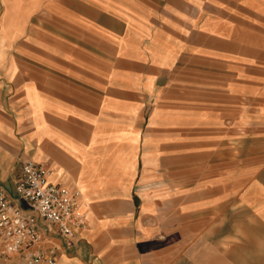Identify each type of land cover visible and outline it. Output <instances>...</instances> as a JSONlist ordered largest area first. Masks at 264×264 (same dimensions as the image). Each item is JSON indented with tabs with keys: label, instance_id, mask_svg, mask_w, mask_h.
Listing matches in <instances>:
<instances>
[{
	"label": "crops",
	"instance_id": "crops-1",
	"mask_svg": "<svg viewBox=\"0 0 264 264\" xmlns=\"http://www.w3.org/2000/svg\"><path fill=\"white\" fill-rule=\"evenodd\" d=\"M28 159L82 191L57 264H264V0H0L11 199Z\"/></svg>",
	"mask_w": 264,
	"mask_h": 264
},
{
	"label": "built area",
	"instance_id": "built-area-1",
	"mask_svg": "<svg viewBox=\"0 0 264 264\" xmlns=\"http://www.w3.org/2000/svg\"><path fill=\"white\" fill-rule=\"evenodd\" d=\"M48 171L28 159L15 183L16 200L0 188V243L4 252L21 254L25 264H57L55 250L41 246L43 226L70 238L85 225L81 189L50 182Z\"/></svg>",
	"mask_w": 264,
	"mask_h": 264
},
{
	"label": "rangeland",
	"instance_id": "rangeland-1",
	"mask_svg": "<svg viewBox=\"0 0 264 264\" xmlns=\"http://www.w3.org/2000/svg\"><path fill=\"white\" fill-rule=\"evenodd\" d=\"M242 107H243V109H244V111H245V105H244V103L242 104ZM243 113H245V112H243ZM239 124H238V128H239V131H238V145L239 144H241V145H239V149L241 148L242 150H244L245 148H247L248 147V145H252V139H253V136L255 135V134H252L248 129H244V130H242L244 127H246V119H245V117H240L239 116ZM249 125H251V123L249 124ZM255 137V136H254ZM243 140H246L244 143H246V144H242L243 142ZM238 152H240L239 150H238ZM9 255H11V254H9V253H6V252H4L3 251V247H2V245H1V247H0V257H6V256H9ZM0 264H2L1 262H0Z\"/></svg>",
	"mask_w": 264,
	"mask_h": 264
}]
</instances>
